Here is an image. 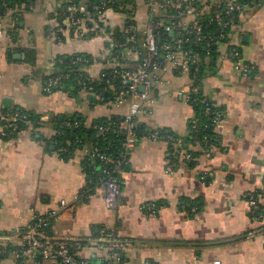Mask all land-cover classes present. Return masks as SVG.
I'll use <instances>...</instances> for the list:
<instances>
[{"label": "crops", "instance_id": "0c3cea01", "mask_svg": "<svg viewBox=\"0 0 264 264\" xmlns=\"http://www.w3.org/2000/svg\"><path fill=\"white\" fill-rule=\"evenodd\" d=\"M131 2V17L108 8L104 21L120 34L132 21L143 36L148 6L144 0ZM2 6L0 113L24 110L39 115L41 122L39 127L5 138L0 115V244L16 240L33 216H46L65 202L72 209L57 222V236L89 238L115 228L119 236L131 240L124 251L128 264L146 260L157 264H264V196L257 216L245 197L264 187V5L242 13L229 34V45L241 54L240 64L253 69L247 75L239 72L225 55L227 44L221 48L224 56L218 55L214 68L202 76L203 93L225 112L214 129L216 145L209 153L198 144L189 145L196 153L190 165L177 147L145 133L130 155L129 169L123 172L116 208L107 206L104 187L97 188L88 201L81 200L87 182L82 152L65 160L45 140L56 135V118L79 115L91 126L102 118L126 116L130 98L117 105L114 85L108 87L114 98L106 101L85 89L75 94L43 91L45 79L59 72L56 60L63 55L89 56L91 63L85 69L93 78L113 69L115 65L103 60L107 45L112 44L110 37L78 35L63 18L66 0H32L31 7L20 10L22 5ZM121 57V67L136 64L138 58L127 47ZM161 76L153 90V103L139 122L146 132L162 130L187 138L196 118L187 101L194 80L189 72L179 73L170 65ZM5 100L11 107L5 106ZM174 156L177 165L167 172ZM203 175L206 180L201 179ZM151 203L158 208L150 209ZM189 205L200 209L190 212ZM0 264L10 261L0 259Z\"/></svg>", "mask_w": 264, "mask_h": 264}, {"label": "built area", "instance_id": "2783aa9c", "mask_svg": "<svg viewBox=\"0 0 264 264\" xmlns=\"http://www.w3.org/2000/svg\"><path fill=\"white\" fill-rule=\"evenodd\" d=\"M148 6V22L143 36L138 35L137 29L129 23L127 28L122 31L127 49L130 53H136L138 58L136 64L130 67H121L118 63L123 59V44L116 37L115 30L108 28L104 21V13L108 10L105 0L100 3H90L89 0H66L67 11L63 13V18L67 19L76 33L80 36L93 34L108 35L112 44L107 45L103 60L115 65L111 79L119 81L115 103L121 105L124 98L131 100L130 111L125 116L126 120L122 133L125 135L123 146L126 150L123 156L131 155L135 149L138 138L136 133L137 122L142 115H146L147 108L153 103V90L162 81V72L167 66H172L179 73L189 72L195 81V75L200 72L203 62H209V55L202 57L200 52L193 51L188 44L196 47L203 43L204 50L210 53L211 48H216L218 55L221 48L229 45V34L238 24L239 17L249 8L264 5V0H144ZM6 6V4H4ZM20 9L31 7L32 3L23 2ZM224 5V8H220ZM133 11L131 3H122L118 11ZM174 11L177 15H171ZM133 14V13H132ZM159 18V19H158ZM158 19V20H157ZM209 26L216 25L219 36L215 37L211 33H205L202 27L203 22ZM164 29V32L173 33L175 37L160 46L157 31ZM229 30V33L226 31ZM59 30L57 29L56 32ZM55 32V33H56ZM140 43V45H139ZM225 55L235 62V68L248 74L253 67L240 64L241 54L239 50L229 45ZM83 58L70 61L71 66H80L84 63ZM79 80H83L85 90L94 91V86L100 78L85 76L81 69H77ZM193 72V76H192ZM85 79L81 78L84 77ZM70 75L64 73L57 76H49L43 82V91L46 94H53L65 88V81ZM144 87V91L140 88ZM198 90L194 85L190 89L187 101L190 103L192 94ZM99 100L106 101L103 93H98ZM210 108H208V112ZM214 122L218 124L225 116L222 110L216 112ZM3 119L14 120L20 117L18 114H1ZM67 126H70L66 122ZM5 125L1 135L5 138L11 137ZM13 126V125H12ZM196 127V126H195ZM16 127L14 126V129ZM108 128L98 126L100 135L104 134ZM57 133V132H56ZM59 134V132L57 133ZM154 140L168 141L175 143L176 140L171 136H160L151 134ZM180 144V143H176ZM82 152L83 160L88 149L79 150ZM97 150L94 149L92 155L97 157ZM186 160L191 159L188 154L183 155ZM102 170L99 172L100 180L106 189V203L109 208H116L120 203L122 190L121 182L111 175L112 167L114 171L123 174L121 170L122 162L116 160L111 155H100ZM94 163V158H92ZM174 165L167 167V172H173ZM206 180V175L201 176ZM123 185V184H122ZM264 196V187L259 194L249 192L246 198L250 204L253 215L261 211V198ZM72 209V207H70ZM65 202H62L59 209L50 212L46 216L35 215L31 223L19 231L16 240L2 242L0 244V259H7L10 264H128L124 251L131 244V240L118 235L115 228H108L101 231L99 235H92L89 238H63L57 236L55 227L63 214L71 211ZM264 233V228L262 229ZM93 261V262H92ZM143 264H157L151 260H146Z\"/></svg>", "mask_w": 264, "mask_h": 264}, {"label": "trees", "instance_id": "16d2710c", "mask_svg": "<svg viewBox=\"0 0 264 264\" xmlns=\"http://www.w3.org/2000/svg\"><path fill=\"white\" fill-rule=\"evenodd\" d=\"M103 0H89L90 3H100ZM107 2L108 8H114L118 10L119 6L123 3H132L131 0H105ZM177 1V0H173ZM23 2L29 4L32 3V0H0V6L6 4L8 8H14L22 4ZM224 5L220 8L222 10ZM129 17L132 16L131 11H123ZM171 15L176 16L177 14L172 11ZM159 19V18H158ZM157 19V20H158ZM132 23V21L130 22ZM205 33H211L213 36H219L220 32L216 25H208L205 21L202 24ZM229 33V30L226 31ZM139 35V34H138ZM158 39L160 46L166 43L169 40H172L175 35L169 32H164V29H160L157 31ZM116 37H118L119 42L123 44V47H127L128 44H124L121 41V34L116 33ZM140 45V43H139ZM204 43L196 47L192 44H188L189 48L193 51L200 52L202 57H206L209 55V62H203L200 68V72L195 75L194 86L198 88L197 92L192 94V98L190 101L191 106L195 110L196 118L191 122L189 127V135L187 138L179 137L175 134H172L167 131L162 130H151L146 132L145 125L137 122L136 133L138 142L140 138L146 133L147 136L151 134H158L160 136H171L176 142H170V147H177V149L183 154L190 155L191 159L186 160L191 165L195 163L196 153L193 150L189 149V145H200L204 152H210L212 147L216 145L217 139L214 134V129L217 124L214 122V117L216 112L222 111V109L217 108L213 102L209 99L207 95H205L202 91V76L205 74L208 68H214V63L218 57L216 52V48H211L210 53H207L203 47ZM77 58H83L85 60L84 63L80 64V66H71L70 61ZM91 63L89 56L82 53L72 54V55H63L57 58L56 64L59 67V72L54 74V76L61 75L64 73H68L70 75L69 79L65 81V88L63 90L70 93H77L84 89L82 83L83 80H79L77 69H81L85 76H88V72L86 71V67ZM113 69H107L103 72L99 81L95 83L94 91L96 93H103L105 99L114 98L113 93L108 89L109 86H116L118 88L119 81L114 78L110 80V84H108V79L112 77ZM53 76V75H52ZM84 77H81L85 79ZM193 76V72H192ZM47 79V78H46ZM45 79V80H46ZM110 92V93H109ZM117 92V91H116ZM208 108L210 111L208 112ZM11 114L12 116L18 114L20 117L15 120L11 118L3 119L2 122L4 125H11L8 128V132H11V137L15 136L17 132L27 129L29 127H39L41 118L39 115L34 114L33 112H28L24 110L17 109H8L1 112V114ZM125 116L114 115L110 118H102L95 121L91 126L86 124L85 118L79 115H74L70 117H66L61 120V118H56V130L57 133L51 139H46L47 145L49 148L54 147L55 151H57L65 160H69L74 157L77 151L87 148L88 153H86L84 160L82 161L83 170L86 174V185L81 192V200L88 201L90 197L94 194L95 190L99 187H103V183L100 180L101 176L99 172L102 170L101 167V158L100 155L107 154L111 155L116 160L122 162L121 170L125 172L130 167V156H123L124 152H126L123 143L125 140V135L122 133L123 126L125 123ZM66 122L70 124V126L66 125ZM13 125V126H12ZM107 127L108 130L104 132V134L100 135L98 132V126ZM14 126L16 127L14 129ZM196 126V127H195ZM176 143H180L177 144ZM97 150V157L92 155L93 150ZM177 157V156H176ZM175 156L172 157L171 163L174 165V168L177 165V158ZM92 158H94V163H92ZM111 175L117 178L121 182V186L123 188L124 178L123 174L116 172L110 167ZM261 191H257L256 194H259ZM150 209L156 210L158 208V204L151 203L148 205ZM190 212H196L200 209L199 206L192 207L189 205L188 208ZM259 215L256 214L255 216Z\"/></svg>", "mask_w": 264, "mask_h": 264}, {"label": "rangeland", "instance_id": "374dc122", "mask_svg": "<svg viewBox=\"0 0 264 264\" xmlns=\"http://www.w3.org/2000/svg\"><path fill=\"white\" fill-rule=\"evenodd\" d=\"M100 36H103V35H95V36H93V37H91V38H94V37H98V38H100ZM75 38H77V39H79V40H84V41H88V40H92L91 38L89 39V38H81V37H75ZM93 262V261H92Z\"/></svg>", "mask_w": 264, "mask_h": 264}, {"label": "water", "instance_id": "95a60500", "mask_svg": "<svg viewBox=\"0 0 264 264\" xmlns=\"http://www.w3.org/2000/svg\"><path fill=\"white\" fill-rule=\"evenodd\" d=\"M3 7V6H2ZM173 34V33H172ZM141 91H144V87H141L140 88ZM4 104L6 107H11V102L9 100H5L4 101Z\"/></svg>", "mask_w": 264, "mask_h": 264}]
</instances>
